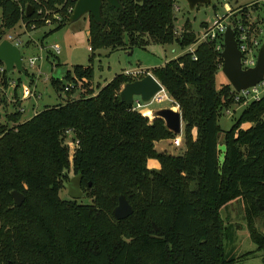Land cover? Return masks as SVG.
<instances>
[{
  "label": "trees",
  "instance_id": "trees-1",
  "mask_svg": "<svg viewBox=\"0 0 264 264\" xmlns=\"http://www.w3.org/2000/svg\"><path fill=\"white\" fill-rule=\"evenodd\" d=\"M119 1L123 10L104 3V26L89 16L92 52L197 42L189 23L177 34L175 0ZM75 5L0 0V43L20 25L29 31L45 25L55 26L50 33L62 29ZM223 62L216 43L202 42L144 75L117 74L97 93L93 66L77 65L51 82L68 96L80 82L82 96L26 121L18 107L8 116L12 127L0 122V264H236L254 254L235 258L227 251L231 230L221 211L237 199L244 202L251 240L264 252V232L256 225L264 218V97L243 107L225 131L222 149L219 119L237 103L229 81L217 86ZM148 72L182 112V154L158 151L156 142L178 136L163 119L120 97L127 83ZM7 73H0L6 86ZM65 79L74 88L66 91ZM69 134L76 144L73 155ZM149 159H157L160 169H150ZM71 170L82 175L90 203L61 197ZM13 191L25 196L21 206ZM121 195L134 212L118 220L114 209Z\"/></svg>",
  "mask_w": 264,
  "mask_h": 264
},
{
  "label": "rangeland",
  "instance_id": "rangeland-1",
  "mask_svg": "<svg viewBox=\"0 0 264 264\" xmlns=\"http://www.w3.org/2000/svg\"><path fill=\"white\" fill-rule=\"evenodd\" d=\"M212 4L197 7L190 10L187 0H175V15L177 20L175 27L177 34H181L183 27L189 23L198 35L203 31V22L212 26L219 16L226 14L227 7L235 8V4H249L258 0H212ZM260 9L253 12V19L261 21L260 18L264 17V0L259 3ZM256 6V5H255ZM179 8V9H178ZM255 8L258 9L256 6ZM250 9V8H249ZM1 13V10H0ZM264 19V18H262ZM55 28L54 25H45L33 30H27L23 25L16 27L12 31H7L6 36L12 35L20 41L18 45L22 57L23 68L25 72H20L17 69L7 73L8 85L3 84L0 88V122L9 124L8 116L12 114L18 107L23 108L24 111L22 121L29 120L33 117L34 113H39L46 107H52L59 104H64L70 98H78L82 96L84 89L79 82L74 88L75 92L68 96L65 92L57 93L52 85L51 77L52 72L60 62L61 66H67L71 72L77 65L93 66L95 76L93 81V90L97 91L109 83L117 74L125 73L133 76L144 75L147 71L154 67L164 65L167 61L171 60L175 55H182L191 49L193 46L182 48L179 43L161 45L151 43L146 48L135 47L133 49H100L92 52L91 44L89 42V16L81 18L80 20L67 24L62 29L50 33ZM56 48L60 49L58 53ZM95 55V60L92 62L91 57ZM31 59H36L35 65L31 66ZM149 73V72H148ZM152 74V73H151ZM228 80L222 69L217 74V86L227 83ZM64 84L68 85L65 79ZM73 86V83H71ZM28 85L35 88L37 97L27 100L22 99L23 89ZM18 86V87H17ZM17 88V94L15 93ZM167 92V91H166ZM162 92L164 99L159 101L153 100L151 103H144L140 97H135L136 101H141L142 108L139 110L143 113L151 114L160 108L175 107L172 97L167 93ZM16 106L15 104H19ZM232 113L224 112L219 119V124L222 131L219 135L221 148L223 149V139L225 131L229 130L234 124L235 120L241 115L243 106L238 104L232 107ZM184 127V125H183ZM249 125H244V128ZM184 133V130H183ZM179 137H184V134ZM66 142L70 146L71 154L73 155L75 149V142H73V135L69 134ZM171 140L164 141L163 146L169 149L173 154H182L185 149L184 139L180 147L171 145ZM74 175L70 171V177ZM62 198L71 199L67 188L60 193ZM84 203H90L91 199L84 193L81 199ZM225 223L231 230V236L226 243L227 251L232 254V257L237 258L247 252H254L252 256L242 259L236 264H264V252H258L255 243L251 240L247 221L245 216V206L242 199H237L229 203L221 211ZM256 225L260 231L264 232V218H258Z\"/></svg>",
  "mask_w": 264,
  "mask_h": 264
},
{
  "label": "water",
  "instance_id": "water-1",
  "mask_svg": "<svg viewBox=\"0 0 264 264\" xmlns=\"http://www.w3.org/2000/svg\"><path fill=\"white\" fill-rule=\"evenodd\" d=\"M107 2L116 9H122L123 6L119 0H78L73 13L70 17L69 24L80 20L83 17L92 16L95 23L105 25L103 17V5ZM190 10L197 7H203L212 4V0H187ZM34 13L33 6L29 5L26 11L27 16ZM108 30V27H106ZM224 50L222 58L224 60L222 72L226 76L229 83L236 91L246 90L255 86L264 77V44L260 49L256 67L248 70L242 68V52L239 49L235 38L234 30L229 27L225 33ZM0 62L6 67L7 72L17 69L24 72L23 57L19 46L9 39H4L0 43ZM67 66L56 67L52 72V77L55 79H62L68 72ZM163 84L151 73H148L144 78L127 83L120 92V97L128 104L135 101V97H140L144 103H151L164 92ZM151 117L160 118L165 121L166 127L175 135L180 136L183 133V115L179 108L164 107L155 110ZM82 175H74L68 183V191L71 199H81L84 192L81 188ZM12 196L16 206H21L25 201V196L13 191ZM134 212L132 205L129 203L124 195L119 197V203L114 209L116 219L123 220L131 216Z\"/></svg>",
  "mask_w": 264,
  "mask_h": 264
},
{
  "label": "built area",
  "instance_id": "built-area-1",
  "mask_svg": "<svg viewBox=\"0 0 264 264\" xmlns=\"http://www.w3.org/2000/svg\"><path fill=\"white\" fill-rule=\"evenodd\" d=\"M77 3L78 0H73ZM260 1L258 0L256 4L252 1L249 4H239L238 2L235 4V8L227 7L226 14L219 16L216 22L210 26L208 23L203 27V31L197 34V42L193 44V51L197 44L202 42H210L216 43V49L223 52L224 46V38L225 33L229 27H231L235 32V38L238 43L239 49L242 52V68L244 70L252 69L256 67L258 56L260 53V49L264 44V17L260 18L261 21H256L253 19V12H256L260 9ZM255 5L258 7L255 8ZM250 8V9H249ZM179 9V8H178ZM248 10L246 19H243V11ZM40 13L43 10L39 11ZM23 27H25L23 25ZM4 39H9L13 43L19 45L20 41L14 38L12 35L5 36ZM57 52H60L59 48H56ZM36 59H31L30 64L31 66L35 65ZM223 66V65H222ZM221 66V69H222ZM6 69L5 65L0 66V73H3ZM3 84L0 83V88H2ZM74 88V85L68 84L65 88L66 91L71 90ZM234 89V88H233ZM235 90V89H234ZM236 91V90H235ZM1 93V92H0ZM22 99L27 100L30 98H36V90L35 88H31V86L26 85L23 89ZM264 97V77L263 79L258 82L255 86L250 87L246 90L236 91L235 99L236 104L240 106H247L253 100H260ZM159 101L164 99L163 94H159L156 97ZM134 109L140 110L142 108L141 101H134ZM235 104V105H236ZM23 112L24 109L20 108ZM228 114H233L232 109L226 111ZM174 146L180 147L181 146V139L176 137L174 139Z\"/></svg>",
  "mask_w": 264,
  "mask_h": 264
},
{
  "label": "crops",
  "instance_id": "crops-1",
  "mask_svg": "<svg viewBox=\"0 0 264 264\" xmlns=\"http://www.w3.org/2000/svg\"><path fill=\"white\" fill-rule=\"evenodd\" d=\"M179 55H175L172 59H174V58H177ZM168 62V61H167ZM166 92V90H164V93ZM167 93V92H166ZM172 100H173V98H172ZM173 102H175L174 100H173ZM36 113H34V115H35ZM33 115V116H34ZM180 139H181V143H182V141H183V139H182V136L181 137H179ZM166 140H168V141H170L171 140V145H174V139H166ZM166 140H162V141H159V142H156L155 143V146H156V149L158 150V151H167V152H169V153H171V151H169V149L168 148H166L165 146H163V143H164V141H166ZM176 147V146H175ZM148 167L150 168V169H160V162L157 160V159H149L148 160ZM74 176V175H73Z\"/></svg>",
  "mask_w": 264,
  "mask_h": 264
},
{
  "label": "bare ground",
  "instance_id": "bare-ground-1",
  "mask_svg": "<svg viewBox=\"0 0 264 264\" xmlns=\"http://www.w3.org/2000/svg\"><path fill=\"white\" fill-rule=\"evenodd\" d=\"M44 13V12H43ZM12 72V71H11ZM149 113H147V115H148Z\"/></svg>",
  "mask_w": 264,
  "mask_h": 264
},
{
  "label": "flooded vegetation",
  "instance_id": "flooded-vegetation-1",
  "mask_svg": "<svg viewBox=\"0 0 264 264\" xmlns=\"http://www.w3.org/2000/svg\"><path fill=\"white\" fill-rule=\"evenodd\" d=\"M75 175V174H74Z\"/></svg>",
  "mask_w": 264,
  "mask_h": 264
}]
</instances>
